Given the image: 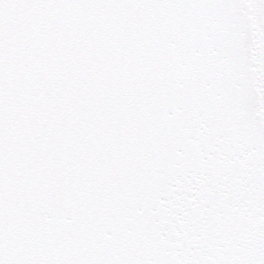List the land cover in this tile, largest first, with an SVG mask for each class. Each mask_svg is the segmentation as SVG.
<instances>
[{
	"label": "snow or ice",
	"instance_id": "1",
	"mask_svg": "<svg viewBox=\"0 0 264 264\" xmlns=\"http://www.w3.org/2000/svg\"><path fill=\"white\" fill-rule=\"evenodd\" d=\"M0 264H264V0H0Z\"/></svg>",
	"mask_w": 264,
	"mask_h": 264
}]
</instances>
